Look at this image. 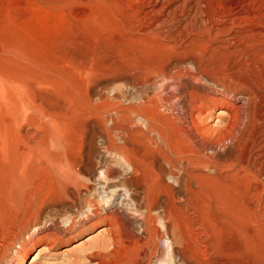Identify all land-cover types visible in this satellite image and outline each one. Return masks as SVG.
<instances>
[{
  "label": "rangeland",
  "instance_id": "374dc122",
  "mask_svg": "<svg viewBox=\"0 0 264 264\" xmlns=\"http://www.w3.org/2000/svg\"><path fill=\"white\" fill-rule=\"evenodd\" d=\"M0 264H264V0H0Z\"/></svg>",
  "mask_w": 264,
  "mask_h": 264
},
{
  "label": "bare ground",
  "instance_id": "6f19581e",
  "mask_svg": "<svg viewBox=\"0 0 264 264\" xmlns=\"http://www.w3.org/2000/svg\"><path fill=\"white\" fill-rule=\"evenodd\" d=\"M151 10H152V13H158V12H161L162 9H161L160 6H158V5H154L153 7H151ZM252 11H253V9H252ZM254 12H255V11H254ZM149 13H150V12H149ZM245 13H246V12H245ZM249 13H250V12H249ZM256 13H257V12H256ZM260 14H261V13H260ZM253 17H254V16H253ZM248 18H250V17H248ZM258 18H259V17H258ZM241 19H242V18H241ZM250 19H251V18H250ZM234 20H235V19H234ZM242 20H244V19H242ZM257 20H259V19H257ZM235 21H236V20H235ZM239 21H240V20H239ZM222 116H224V115H222ZM220 117H221V116H220ZM128 154H129V153H128ZM130 155H131V154H130ZM125 156H126V155H125ZM133 156H134V155H133ZM128 157H129V156H128ZM137 158H139V157H137ZM137 158H136V159H137ZM129 159H130V157H129ZM127 160H128V158H126V161H127ZM130 160H131V159H130ZM138 160H140V159H138ZM128 162H130V166H131V168H132V173H133V174H137L139 171H141V168L139 167V164H137L136 162L133 163V162H131V161H128ZM71 172H72V171H71ZM64 173H65V172H64ZM65 174H66V173H65ZM69 174H70V172H69ZM64 178L67 179L66 177H64ZM106 178H107V176H106ZM106 178H105V179H106ZM66 181H67V180H66ZM155 189H156V188H155ZM150 190H151V189H150ZM150 190H149L148 192H150ZM148 196H149V195H148ZM95 211H96V210H95ZM95 211H94V214H93L94 216H93L92 219H94V218H99L98 220H99V221H102V220H103L102 215H101L99 212H95ZM110 217H111V216H110ZM113 217H114V216H113ZM114 218H115V217H114ZM92 219H91V220H92ZM146 220H147V222H146V223H147V226H146V227H147V231H148V232H151V231L153 232L155 229L152 230V229H153V228H152V225H153V224H152L151 219H150V220H149V219H146ZM92 224H95V223L92 222ZM152 232H151V233H152ZM157 232H158V231H157ZM98 234H99V233H98ZM96 236H97V235H96ZM96 236H95V237H96ZM102 236H103V235H102ZM150 236H151V235H150ZM97 237H98V236H97ZM97 237H96V238H97ZM92 238H93V237H92ZM92 238H90L91 240L89 239L90 243L87 242L88 240L86 241L87 244L84 243L85 246H86V247H90V249H91V247L93 248V247L95 246L96 248H99V250H100V249H103V250H104V249H107L108 246H110L109 243H110V244L113 243L112 240H109V241L107 240V243H106V241H105V243H104L103 245L101 244V246L99 247L97 244H99L98 242H99V239H100V238H97L96 240H95V238H94V240H93ZM101 241H102V240H101ZM88 243H89V244H88ZM81 244H82V245H81ZM81 244H79V245H81V246L84 245L83 242H82ZM79 245H78V246H79ZM87 245H88V246H87ZM99 245H100V244H99ZM86 247H85V248H86ZM95 247H94V248H95ZM74 248H75V247H74ZM76 248H77V246H76ZM81 248H84V247H81ZM81 248H80V250H81ZM85 248H84V249H85ZM169 248H172V246L170 245ZM84 249H83V250H84ZM87 249H88V248H87ZM90 249H89V250H90ZM84 251H85V250H84ZM87 253H88V252H87ZM89 253H90V252H89ZM35 259H36V258H35Z\"/></svg>",
  "mask_w": 264,
  "mask_h": 264
}]
</instances>
